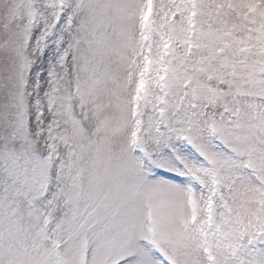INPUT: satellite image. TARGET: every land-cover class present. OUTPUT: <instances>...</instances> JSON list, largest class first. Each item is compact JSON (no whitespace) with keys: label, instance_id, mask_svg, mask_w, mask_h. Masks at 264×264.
I'll use <instances>...</instances> for the list:
<instances>
[{"label":"snow or ice","instance_id":"1","mask_svg":"<svg viewBox=\"0 0 264 264\" xmlns=\"http://www.w3.org/2000/svg\"><path fill=\"white\" fill-rule=\"evenodd\" d=\"M0 264H264V0H0Z\"/></svg>","mask_w":264,"mask_h":264}]
</instances>
